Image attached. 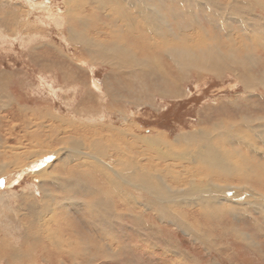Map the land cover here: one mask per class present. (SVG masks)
<instances>
[{"label":"rangeland","instance_id":"obj_1","mask_svg":"<svg viewBox=\"0 0 264 264\" xmlns=\"http://www.w3.org/2000/svg\"><path fill=\"white\" fill-rule=\"evenodd\" d=\"M40 1L43 6L38 7L35 12L28 6L32 15L29 17L27 4L21 0H0V146H2L0 151L11 153L13 149L12 151L20 156L19 163H26L22 169L18 168L0 177V264H264V211L259 213L260 210L257 208V202L264 201V197L248 191L247 195L236 200L239 203L236 206H239L236 217L225 214L222 217L200 216L203 211L205 212L200 210L201 206L183 208L181 198L163 218L161 216L156 218L151 210L148 211L146 213L148 220L162 222L159 224L160 228L154 223L155 229L149 228L145 233L131 223L133 221L131 214H134V211L129 210L127 201L118 194H110V184L100 175L101 168L81 169L80 159L69 161L70 153H74L76 147L73 143H68L71 137L81 139V135L84 137L87 135L85 139L88 145V137L92 131L90 127L93 124L99 128V138L103 137L108 141L116 139L117 144L123 142L120 150H126L125 145L128 143L126 139L133 141L157 136L174 144L180 133L199 128L201 131L211 129L213 136L222 133L213 137L211 142L216 146H222L227 153L226 159H230L231 163L237 162L238 167H241V171L246 175L252 171L264 173V119L261 118L264 117V31L262 35L256 32V37H252L253 34L248 35L243 29L245 23L241 22L246 16L249 19L250 13H254V17L263 24L264 8H260L257 1L264 5V0L236 2L188 0L190 4L182 3L180 0H119L123 5L116 2L115 7L121 6L127 12H131L128 13L133 21L130 27L124 26L125 18L122 13L118 14L121 7L116 9L110 4L109 7L107 3L104 4L105 8H101L102 2L99 0H87V3L86 0L79 2L77 0L74 10L78 11H76L78 19L73 22L76 33L93 46L106 48L105 54H110L106 63L90 59L91 49H86L90 46L87 45L89 43L85 44V47L82 39L73 41L74 36L69 34L66 27L68 21L63 19L67 16L65 14L67 10L73 9L71 4H68L69 0ZM194 2L200 5L204 3L201 5L203 8L197 10L199 8L192 7ZM143 4L145 8H141ZM229 4L231 8L236 7L233 18L229 21L226 18L225 22V26H231V30L226 28L231 38L226 35L222 28L224 26L218 24L216 27L212 26L216 23H211L218 15L229 14ZM44 7L49 9L45 11ZM140 8L143 14L139 13ZM51 14L59 17L61 25L49 18ZM71 14L74 16L73 11ZM195 15L202 21L198 19L195 24L193 20ZM232 20L235 21L230 23ZM156 21H159L161 26L159 33L157 32L159 35L150 29L151 25L157 23ZM261 27L264 29V24ZM199 28L206 31L205 37H198L202 33ZM250 30L254 32V27H250ZM138 35L143 36L141 38L144 42L136 38ZM121 49L123 57H126L124 60L128 64L127 67H140L139 64L146 63L148 70L151 67L162 71L163 74L147 70L143 72L141 68L136 70L137 72L127 70L131 76L130 81L120 85L111 71L115 66L114 51L118 52ZM231 49L236 50L233 52L235 60L232 56L217 58L216 50L223 57L230 56ZM212 53H215V57ZM193 56L201 59L192 66L190 62L194 59ZM207 57L215 61L213 63L218 70L211 72L206 70L207 65L204 66L202 61L207 60ZM217 59L222 63L218 64ZM233 61H237L238 64H234ZM179 67L182 72H176ZM164 72L169 74L166 75L170 77V81L176 83L177 95L169 96L165 92L167 83H164ZM118 129L126 130L124 134L127 132L128 135L127 138H123L125 140H119ZM235 135L240 138L239 144L218 141L231 140ZM87 148L88 146L82 149L87 151ZM108 149L110 147H107L105 153L100 156L103 160L113 163L117 153ZM131 150L132 154L140 158L145 155L142 145L133 144ZM38 155L41 158L39 161H29L34 157L38 158ZM147 157L141 164L146 161L150 165L159 163L164 170L165 161L155 159L149 152ZM64 160L67 164H64ZM180 165L182 164L178 167H182ZM74 169L77 170L69 172ZM47 170L52 179L46 178L47 181L42 185L44 181L42 178L49 176H43ZM86 172L89 175L94 174L96 178L86 175ZM216 179V181L220 179L222 183L236 182L234 176ZM79 182H82V188L77 185ZM178 185L183 186L181 183ZM43 187L51 194L53 204L55 201L62 202L61 208L54 205L55 214L53 213L64 231H67L64 232L67 235L60 234L62 240L67 237L76 240V234L81 235V238H88L87 240L83 238L85 244L82 245V250L75 249L78 251L74 255L68 253L58 255L48 241L45 240L46 243L44 239L41 240L50 250L45 247L43 249L39 243L36 245L29 239L31 228L29 222L35 219L36 211L45 209L42 205L45 203L42 198ZM93 188V192L97 190L105 192L107 189L109 192L107 190L105 196L98 192L95 196L90 194ZM74 191L77 193L80 191L81 195H85H76ZM228 191L221 194L233 199L235 195L232 196V192ZM29 193L36 199L32 202L35 210L26 206ZM69 197L72 200L76 198L75 202L80 206L68 205L66 200H70ZM139 200L146 202L145 197ZM89 201L91 207L83 206L84 202ZM96 203L98 205L93 211ZM36 205L39 206L38 210ZM232 205L234 203L225 200V208ZM184 214H189L190 219L187 220ZM133 217L137 218V214L135 213ZM178 217L186 220L195 233L193 234L190 228L181 231L172 225L171 221H177ZM139 219L144 218L139 216ZM55 226L53 223V227ZM232 227H238L241 232L252 237L249 245L234 236ZM197 235L201 237L197 239ZM208 240H211V243ZM253 243L255 248L251 246ZM108 252L115 255V259L111 257L109 259Z\"/></svg>","mask_w":264,"mask_h":264},{"label":"bare ground","instance_id":"obj_2","mask_svg":"<svg viewBox=\"0 0 264 264\" xmlns=\"http://www.w3.org/2000/svg\"><path fill=\"white\" fill-rule=\"evenodd\" d=\"M130 1V0H129ZM166 1V0H165ZM164 1V2H165ZM182 3L186 2V3H191L188 2V0H180ZM191 1V0H189ZM236 2L237 0H232V2ZM243 1V0H242ZM21 2L26 3L28 11H27V16H32L31 15V9H33L32 12H35L36 9L38 7H42V2L40 0H21ZM65 2V1H64ZM79 2V0H78ZM99 2H102L101 8L104 7V4H107L109 7L110 5L112 6H116V2L121 3L119 0H99ZM152 2V1H151ZM158 2V1H157ZM161 2V1H160ZM163 2V3H164ZM255 2V1H252ZM76 3L77 0H69L68 4H71L70 6H72V11H73V15L71 14V8L67 10V12L65 14H67V16L63 17L64 20L68 21V25L66 27H68L69 30V34L74 36V40L78 39L79 41L82 39V41H84V37L82 36H78L76 33V28L73 25V22L75 20L78 19L77 16V10L76 9ZM87 3V0H86ZM135 3V2H134ZM220 3V2H219ZM110 4V5H109ZM128 4V3H127ZM158 4V3H156ZM172 4V3H171ZM204 4V3H202ZM201 4V5H202ZM257 4L260 8H264V5L260 3V1H257ZM121 5H123L121 3ZM166 5V4H165ZM199 3L194 2L192 3V7L194 8H199L197 10H201L203 7L201 6ZM30 8H29V7ZM106 6V5H105ZM111 6V7H112ZM162 6V5H159ZM170 6V5H169ZM213 6V5H212ZM80 7V6H79ZM78 7V8H79ZM107 7V6H106ZM118 7V6H117ZM121 7V6H119ZM118 7V8H119ZM128 7L130 8V6L128 5ZM154 7V6H153ZM157 7V6H156ZM163 7V6H162ZM184 7V6H183ZM182 7V8H183ZM69 8V7H68ZM105 8V7H104ZM108 8V7H107ZM116 8V7H115ZM116 8V9H118ZM122 8V7H121ZM136 9V7H134ZM141 8H145L144 4L141 6ZM139 10L140 14H143V11L141 12V9ZM167 8V7H166ZM174 8V7H173ZM177 8V7H176ZM45 11H47V7L43 8ZM158 9V8H157ZM168 9V8H167ZM228 9H229V14H220L217 16L216 20L211 21V23H216L213 24L212 26H216L218 24L224 26L222 28H224L226 35L228 36V38H231L229 35V31L226 28H230L229 26H225V22H226V18L228 19V21L233 18V12L235 13L236 11V7L231 8V4L228 5ZM40 10V9H38ZM70 10V11H69ZM102 10V9H100ZM109 10V9H107ZM113 10V9H112ZM128 10V9H127ZM131 10V9H130ZM206 10V9H205ZM211 10V9H210ZM45 11H42L45 13ZM77 11V12H76ZM104 11V10H103ZM120 13L118 14H123L124 18H125V25H127V27L132 26L133 21L131 20V18H129L130 16L128 15V13L131 12H127L125 8H122L121 10H118ZM137 11V10H136ZM159 11V10H158ZM157 11V13H159ZM212 11V10H211ZM41 12V13H42ZM65 12V11H64ZM95 12V11H94ZM146 12V10H145ZM155 12V11H153ZM164 12H166L164 10ZM163 12V13H164ZM181 12V11H180ZM200 12H204V11H200ZM210 12V11H209ZM213 12V11H212ZM11 13V12H10ZM104 13V12H103ZM107 13V11H106ZM156 13V14H157ZM199 13V12H198ZM33 14V13H32ZM56 14V13H55ZM59 14V13H58ZM61 14V13H60ZM96 14V12H95ZM105 14V13H104ZM108 14V13H107ZM137 14V12H136ZM135 14V15H136ZM155 14V15H156ZM161 14V13H159ZM167 14V13H164ZM202 14V13H201ZM215 14V13H214ZM253 16H250L252 15ZM106 15V14H105ZM117 15V14H116ZM147 15V14H146ZM194 15V14H193ZM197 15V14H196ZM193 17V20L195 21V24H197L198 22V16ZM110 16V15H109ZM108 16V17H109ZM150 16V15H149ZM153 16V14H152ZM157 16V15H156ZM155 16V17H156ZM191 16V14H190ZM48 17V16H47ZM81 17V16H80ZM102 17V16H101ZM120 18V16H118ZM139 17V16H137ZM136 17V18H137ZM161 17V16H160ZM167 17V16H166ZM192 17V16H191ZM249 19H247V16L245 17V19L243 18V20H241L242 23H245L244 26V30H246V33L248 35L253 34L252 37L255 36V33H261L264 31V29L261 27L263 26L262 23L259 22L258 18L254 17V13H250L249 14ZM49 18H51L53 21L57 22L59 25H61V21L59 22L58 19L59 17H55V15L51 14V16H49ZM100 18V17H99ZM98 18V20H99ZM144 18V16H143ZM146 18V17H145ZM154 18V17H153ZM157 18V17H156ZM168 18V17H167ZM166 18V19H167ZM179 18V17H178ZM14 19V18H13ZM160 19V18H159ZM170 19V18H169ZM237 19V18H235ZM240 19V17H239ZM84 20V19H83ZM110 20V19H109ZM116 20V19H115ZM114 20V21H115ZM123 20V19H122ZM140 20V19H139ZM137 20V21H139ZM143 20V19H142ZM152 20V19H151ZM201 20V19H199ZM248 20V22H247ZM87 21V20H86ZM107 21V20H106ZM113 21V22H114ZM120 21V19H119ZM141 21V20H140ZM202 21V20H201ZM235 20H232L230 23L234 22ZM64 22V21H63ZM62 22V23H63ZM90 22V20H89ZM102 22V21H101ZM116 22V21H115ZM124 22V21H123ZM143 22V21H142ZM146 22V21H145ZM149 22V20H148ZM157 23L154 25L150 26L151 32H156L155 34L159 33V28L161 27L159 25V21H156ZM164 22V21H163ZM168 22V21H167ZM171 22V21H170ZM185 22V21H184ZM200 22V21H199ZM118 23V22H117ZM121 23V22H120ZM141 23V22H140ZM147 23V22H146ZM186 23V22H185ZM202 23V22H201ZM82 24V23H81ZM116 24V23H115ZM151 24V23H150ZM153 24V23H152ZM172 24V23H171ZM86 25V24H85ZM100 25V24H99ZM105 25V24H104ZM141 25V24H140ZM139 25V26H140ZM149 25V23H148ZM202 25V24H201ZM137 26V27H139ZM147 26V25H146ZM65 27V25H64ZM120 27V26H119ZM126 27V28H127ZM203 27V26H202ZM250 27H254V32L250 30ZM134 28V27H133ZM174 28V27H173ZM142 29V28H141ZM147 29V28H146ZM199 30L202 32L198 37L202 38L205 37L204 34H206V31L203 30L202 28H199ZM231 30V28H230ZM137 31V30H136ZM140 31V30H139ZM164 31V30H163ZM113 32V31H112ZM128 32V31H127ZM125 32V33H127ZM148 32V31H146ZM150 32V33H151ZM158 32V33H157ZM174 32V30H173ZM210 32V31H209ZM215 32V30H214ZM233 32V31H232ZM243 33L245 31H242ZM115 33V32H113ZM175 33V32H174ZM118 34V33H117ZM123 34V33H122ZM153 34V33H152ZM210 34V33H209ZM233 34V33H232ZM159 35V34H158ZM170 35V34H169ZM234 35V34H233ZM126 36V34H125ZM165 36V35H164ZM179 36V35H178ZM189 36V35H188ZM133 37V36H131ZM143 37V36H141ZM139 35L136 37L137 39H140V41L143 39L141 38ZM168 37V36H167ZM210 37V36H209ZM256 37V36H255ZM120 38V37H119ZM125 38V37H124ZM127 38V37H126ZM135 38V39H136ZM166 38V37H165ZM175 38V37H174ZM192 38V37H191ZM116 39V38H115ZM153 40H156V38L152 37ZM178 39V38H177ZM139 41V40H138ZM137 41V42H138ZM143 41V40H142ZM146 41V40H145ZM144 42V41H143ZM74 43V42H73ZM77 43V42H76ZM89 43V44H87ZM139 43V42H138ZM137 43V44H138ZM79 44V43H78ZM84 45H90L87 46V50L89 51V56L90 59L92 58L93 61L99 60V62H103L106 63L107 61H109V57L108 55L110 54H105V49L103 48H98L96 46H93L90 42L88 41H84L83 43ZM122 44V43H121ZM146 45V43H144ZM236 44V43H235ZM125 45V44H124ZM142 45V44H141ZM149 45V44H148ZM147 45V46H148ZM228 45V44H227ZM101 46V45H100ZM126 46V45H125ZM138 46V45H137ZM230 46V45H229ZM82 47V46H81ZM86 47V45H85ZM96 47V48H95ZM140 47V46H139ZM228 47V46H227ZM119 48V47H117ZM123 48V47H122ZM138 48V47H137ZM135 49V48H134ZM198 49V48H197ZM219 49V48H218ZM85 50V49H84ZM118 50V49H117ZM126 50V49H125ZM129 50V49H127ZM144 52H146V50L143 48ZM181 50V49H180ZM120 51V53H119ZM118 52L114 51V67H112V71L111 73L113 74L112 76H114V79L117 80V82L120 85H124L125 82L130 81L129 79L131 78V76L129 75V73L127 72V70H131L132 72H137L136 70H141L143 72H145L146 70L149 72H155L158 74H163L162 71L160 72L159 70H154L150 67V69L148 70V64L146 63H141L139 64L140 67H127L128 64H126L124 58L123 57L124 54L122 53V49L119 50ZM183 51V50H182ZM215 51V50H213ZM219 51V50H218ZM236 50L231 49L230 51V56H221L220 53L217 52L216 50V54H217V58L219 57L220 59H224V58H232L234 59L233 56V52ZM128 52V51H127ZM130 53V52H129ZM144 54V53H143ZM192 54V53H191ZM213 54V53H212ZM215 54V53H214ZM213 54V56H214ZM106 55V58H105ZM194 55V54H193ZM127 56V55H126ZM190 56V55H188ZM205 56V55H204ZM232 56V57H231ZM129 57V54H128ZM194 57V56H193ZM215 57V56H214ZM129 59V58H127ZM200 57H194V59L190 62V64L193 66L194 64L198 63L197 60H200ZM205 59V58H204ZM207 60L202 61V64L205 66L207 65L206 70L207 71H214V70H218L215 69L216 66H214L215 64L210 57L206 58ZM184 60V58H183ZM235 60V59H234ZM91 61V60H90ZM127 61V60H126ZM137 61H141L142 60H138ZM177 64L181 65L178 61H175ZM234 64H238L237 61H233ZM230 62V63H233ZM248 62V61H247ZM87 63V62H86ZM128 63V61H127ZM131 63V61H130ZM134 62H132L133 64ZM188 63V62H187ZM217 63L221 64V60L220 62L217 59ZM227 63V62H226ZM244 63V62H243ZM252 63V61H251ZM138 64V63H137ZM201 63L199 65H202ZM229 64V62H228ZM227 64V65H228ZM253 64V63H252ZM130 65V64H129ZM134 65V64H133ZM202 65V69H204ZM231 65V64H230ZM240 65V63H239ZM237 65V66H239ZM242 65V63H241ZM244 65V64H243ZM131 66V65H130ZM186 67H188V64L185 65ZM234 66V65H233ZM141 68V69H140ZM199 69V68H198ZM237 69V67H236ZM205 70V69H204ZM224 70V69H223ZM140 71V72H142ZM181 71L182 70L179 68H177V71ZM200 71V70H199ZM203 71V70H202ZM221 71V70H220ZM228 71V70H227ZM139 72V71H138ZM219 73V71H218ZM135 74V73H134ZM144 74V73H143ZM167 74V73H166ZM164 72V78H165V82L167 83L166 85V91L169 96L170 95H177L178 94V89H177V85L174 81H170V77L168 78L167 74L166 75ZM120 75V76H118ZM133 75V74H132ZM140 75V74H139ZM157 77V76H156ZM66 78V77H65ZM71 79V78H70ZM142 79V78H140ZM115 80V81H116ZM255 80V79H254ZM264 83V82H263ZM254 84V82L252 83ZM124 88V87H123ZM130 91V89H129ZM139 91V90H138ZM148 91V90H147ZM116 92V91H115ZM117 93V92H116ZM146 94V92H144ZM180 93V92H179ZM143 94V93H142ZM162 95V94H161ZM163 96V95H162ZM180 96V95H179ZM112 97V96H111ZM165 97V96H164ZM181 97V96H180ZM139 98V97H138ZM142 98V97H141ZM145 98V96H144ZM166 98V97H165ZM114 99V98H113ZM173 99V98H172ZM181 99V98H180ZM117 100V99H116ZM139 100V99H138ZM178 100V99H177ZM114 101V100H113ZM143 102V101H142ZM171 106V105H170ZM260 118V117H259ZM262 119H264V117H261ZM260 119V120H262ZM255 120V119H254ZM259 120V119H258ZM257 121V120H256ZM129 123V120L127 121ZM254 122V121H253ZM248 123V122H247ZM40 124V123H39ZM43 124V123H42ZM249 124V123H248ZM252 124V123H251ZM253 125V124H252ZM127 126V125H126ZM261 126V125H260ZM264 127V126H263ZM262 127V129H263ZM41 128V127H40ZM251 129V127H249ZM254 128V127H253ZM252 128V129H253ZM261 128V127H260ZM90 129L92 131L90 136L88 137L89 139V144H86V139L85 137L87 136H82L81 135V139L75 138V137H71L70 138V142L68 143H73V146L76 147L74 151V153H70V159L69 161H76L78 159H80L82 162H80L81 164L79 165L81 169H83V167H87V168H101L102 171H100V175L104 177V179H106V181H108V183L110 184L109 189H110V194L113 195L114 194H118L120 198L124 199L127 201V205L129 207L130 211H134V214H137V218H134L133 215L131 214V217L133 218V221L131 223H133V225H136V227H140L139 230L144 231L145 233L147 232V230L150 228L155 229V225L154 223H156L158 225V227L160 228V223L162 221H150L146 218V213L148 211H152L153 212V216H155L156 218L161 216L162 218L166 216L167 213H169L170 209L174 208V206H176L175 204L178 203L179 200H181V198L183 199V208H192L191 206L195 205V206H201L199 207L201 211L205 210V212L203 211L200 216H217V217H222L224 214L225 215H231V216H237V212L236 210L239 208L236 207L237 205H239L238 202H236L237 199L242 198L243 196L248 194V191H252L257 193L258 195L264 197V173L262 172H256V171H252L251 173H249L248 175H246L242 170L241 167H238L239 165H237V162H232L229 161L228 159H226V152L222 149V146L218 145L216 146L214 144V142H211V140L213 139V137H215L216 135H220L222 133H217L215 136L212 135L211 129H206V130H202L201 128H199L198 130L195 131H186L183 133H180L178 138H175V142L174 144H170L167 141L161 139V137H154V136H150V137H143L141 139H137V140H133L130 141L129 139H126L128 141L126 146V150H120V146L122 145V143L117 144L118 141L116 139L113 140H105L103 137L99 138V128L97 127V125L93 124L91 125ZM108 130H112V129H108ZM115 131V129H113ZM119 130V129H118ZM254 130V129H253ZM89 131V128H88ZM124 130H119L120 133H118L117 131V136L119 138V140L123 141L125 139L123 138H127L126 135L127 132L124 134ZM257 131V130H256ZM255 131V132H256ZM251 132V130H250ZM33 133V132H32ZM34 134V133H33ZM32 134V135H33ZM39 134V133H38ZM37 135V134H36ZM84 135V134H83ZM113 136H115L116 134H112ZM39 136V135H38ZM79 136V135H78ZM102 136V135H101ZM106 136V135H105ZM111 136V135H110ZM262 136V135H261ZM36 137V136H35ZM112 137V136H111ZM243 137V136H242ZM246 137V136H245ZM263 137V136H262ZM69 138V137H68ZM110 138V137H109ZM37 139V138H36ZM238 140H240V138L238 137V135H235V137L231 140L225 139V140H218V141H226V142H230V143H235V142H239ZM247 140V138H246ZM34 141V140H33ZM56 141V140H55ZM120 141V142H121ZM245 141V140H244ZM250 141V139L248 140V142ZM63 142V141H62ZM225 143V142H224ZM245 143V142H244ZM88 146V148L86 149L87 151L83 150L82 148H85L86 146ZM133 144L136 145H142V148H144L145 151V155L143 157L140 158V156H136L134 154H132V150L131 148H133ZM180 146V148H177L176 146ZM239 144V143H238ZM262 144V143H261ZM264 144V143H263ZM60 145V144H59ZM107 145V146H104ZM258 145V144H257ZM260 145V144H259ZM72 146V145H71ZM72 146V147H73ZM2 147V146H0ZM107 147H110V149L108 150H113L114 152H116L117 154L115 156L116 159H114L113 163H110L109 161H105L102 159V157L100 156L103 152L105 153V149ZM125 148V147H124ZM141 148V147H140ZM180 149V150H179ZM239 149V148H238ZM13 150V149H12ZM11 150V153L7 152V151H0V177L3 175H6L14 170H18V168H21L23 166L26 165L19 163V159L20 156L16 155L14 153V151ZM72 150V149H71ZM256 150H260V148H256ZM262 150V149H261ZM52 151V150H51ZM124 151V152H123ZM228 151V149H227ZM230 151V150H229ZM54 152V151H53ZM147 152H149L150 154L154 155L155 159L159 160V161H165L166 165L164 167V170L160 167L159 163L157 165H153L146 161L144 163L141 164V161L146 160L147 157ZM240 152V151H239ZM258 152V151H257ZM256 152V153H257ZM264 152V151H263ZM141 153V152H140ZM254 153V152H253ZM252 153V154H253ZM10 154V155H9ZM40 154V153H38ZM47 154L49 155L50 153L47 152ZM107 154V153H106ZM241 154V153H240ZM261 154V153H259ZM61 155V154H60ZM104 155V154H103ZM236 155V154H235ZM40 155H38V158H33L31 160H29L30 162L32 161H39V159H41L39 157ZM44 156V155H43ZM63 156V155H62ZM245 156V155H244ZM13 157V158H12ZM32 157V156H31ZM42 157V156H41ZM46 157V156H45ZM61 157V156H59ZM65 157V156H64ZM73 158V159H72ZM113 158V157H112ZM248 158V157H247ZM12 159V160H10ZM237 159V158H236ZM66 160V159H65ZM64 160V164H67L66 161ZM241 160V159H240ZM24 162V161H23ZM155 162V161H154ZM242 163V162H241ZM161 164V163H160ZM179 164H182L180 166L182 167H178ZM240 164V163H239ZM188 165V166H185ZM243 166V165H242ZM66 167V166H65ZM245 167V166H243ZM76 168H78V166H76ZM178 168H180L178 170ZM203 168V169H202ZM202 169V170H201ZM66 170V169H64ZM77 170V169H76ZM74 170H69L70 173H72ZM244 170V169H243ZM259 170V169H258ZM67 171V170H66ZM87 171V170H86ZM89 171V169H88ZM87 171V172H88ZM49 171L47 170V172L45 171V173H43V176L49 175L48 177H43L42 179L44 180L42 185L47 181L46 178H51L50 174L48 173ZM88 176H94V178H96V176L94 174H87ZM51 173V172H50ZM78 173V172H77ZM85 173V172H84ZM164 173V174H163ZM83 174V173H80ZM74 175V174H73ZM78 175V174H77ZM76 175V176H77ZM223 176L225 177H230V176H234V179H236V182L233 181L234 183H222L221 180L219 179L221 177V179H223ZM54 177V176H53ZM71 177V175H70ZM216 177L219 179V181L221 183H219V181H216ZM69 179V178H68ZM80 179V178H79ZM103 179V180H104ZM227 179V178H226ZM58 180V179H57ZM71 180V178H70ZM215 180V181H214ZM230 180V179H228ZM239 180V181H237ZM68 181V180H67ZM75 181V180H74ZM79 181V180H78ZM93 181V180H92ZM242 181V182H240ZM72 182V181H71ZM70 182V183H71ZM171 182V183H170ZM224 182V181H223ZM48 183V182H47ZM51 183V182H50ZM55 183V182H54ZM75 183V182H74ZM82 182H79V187L82 188L81 186ZM102 183V182H101ZM105 183V182H104ZM178 183L183 184V186L178 185ZM58 184V183H57ZM50 185V184H49ZM107 185V184H106ZM186 185V186H185ZM46 186V185H45ZM63 186V185H62ZM70 186V184L68 185ZM174 186V187H173ZM51 187L52 184H51ZM64 187V186H63ZM62 187V188H63ZM56 188V187H55ZM59 188V187H58ZM60 188V190L62 189ZM65 188H66V184H65ZM69 189V188H68ZM67 189V192H69V190ZM109 189L108 192H109ZM42 190V189H40ZM76 190V189H75ZM94 188L90 191V194L98 195V192L101 190H97L94 191ZM107 190L105 192H107ZM228 192H232V196L235 195V197L232 199V197H224V195H222V192L225 191ZM240 190V191H239ZM64 191V190H63ZM89 191V190H88ZM41 192V191H40ZM76 193V195H80V196H84L85 194L81 195V192L79 191V193H77L76 191H74ZM105 192H99L102 193L105 196ZM33 193V192H32ZM32 193H29L27 195L28 198L26 200V202L28 201V203H26L28 206V208H32L34 209V204H32L33 201H35V197L34 195L31 196ZM43 200H44V204H42L45 209L38 212L36 211V214H34V218L31 222H29L30 225V231H29V239H31L32 241L35 242V244L39 243V245L43 248H47V246L44 244L43 241H48L50 246H52L54 252L56 251L58 255H65L66 253H68L69 255H74L75 252H77L75 249H81L82 250V245H84V241L83 238H81V235H77L76 240H74V242H72L73 240H71V237H67V239H63L61 238L60 234H66L64 232H67L66 230L64 231V229L62 228V224L56 219L55 214V206L60 207L62 206V202H58L55 201V203L53 204L52 201V196L51 194L44 190L43 187ZM52 193V192H51ZM70 193V192H69ZM74 194V193H73ZM89 194V193H88ZM230 194V195H231ZM229 195V196H230ZM240 195V197H239ZM36 196V195H35ZM55 196V194H54ZM96 196V195H95ZM250 196V195H249ZM255 196V195H254ZM74 197V196H72ZM145 197L146 202H140L139 199ZM33 198V199H32ZM70 199V197H69ZM76 198L70 199V200H66L68 205L76 207V206H80L78 204H76ZM256 199V198H255ZM225 200L231 203H234V205L225 208ZM264 200V199H263ZM42 202V201H41ZM253 202V201H252ZM263 202V203H262ZM254 203V202H253ZM37 204V203H36ZM258 206L257 208H259V213L264 211V201L257 202ZM97 203L94 206L93 211L95 210V208L97 207ZM254 205V204H253ZM38 205H36V208L38 210ZM64 206V205H63ZM83 206H88L91 207V202H84ZM194 206V207H195ZM241 206V204H240ZM82 207V206H81ZM61 208V207H60ZM242 208V207H241ZM240 208V209H241ZM256 208V209H257ZM243 209V208H242ZM247 209V208H246ZM252 209V208H251ZM35 210V209H34ZM57 210V208H56ZM61 210V209H60ZM245 210V209H244ZM92 211V212H93ZM44 212V213H43ZM50 212L52 213V215H50ZM195 212V211H194ZM54 213V214H53ZM237 213V214H236ZM245 213V211H244ZM257 213V212H256ZM50 215V216H49ZM259 215V214H258ZM49 216V219H47V217ZM143 217L144 219H139L138 218ZM184 217L188 220L190 219L189 214H184ZM228 218V217H227ZM195 219V217H194ZM237 220V219H236ZM220 221V218H219ZM194 222V221H193ZM53 223L56 224L55 227H53ZM171 224L176 226L178 229H180L181 231H187V229H191L192 233L194 234L195 231L194 229L191 228V226L189 224H187L186 220H183L182 217H178L177 221L172 220ZM70 225V224H69ZM65 227V226H64ZM66 228V227H65ZM230 228V227H229ZM67 229V228H66ZM228 229V228H227ZM226 229V230H227ZM232 233L234 234V236H236L238 239H241L244 243H247L249 245V241L252 238L250 235L246 234L245 232H241L240 229H238V227H232ZM68 230H70L68 228ZM225 230V232H226ZM240 230V231H239ZM57 231V232H55ZM199 231V230H198ZM231 231V230H230ZM228 232V231H227ZM264 232V231H263ZM70 233V232H69ZM198 233V232H197ZM196 233V234H197ZM202 233V232H201ZM231 233V232H229ZM231 233V234H232ZM75 234V233H73ZM67 235V234H66ZM202 235V234H201ZM201 235H197L199 239V237H201ZM204 235V234H203ZM226 236V235H225ZM205 237V235H204ZM71 238V239H70ZM86 239V238H85ZM88 239V238H87ZM86 239V240H87ZM79 240V241H78ZM91 240V239H90ZM45 241V242H46ZM165 241V240H164ZM211 243V240H208ZM31 242V241H30ZM88 242V241H87ZM208 242V243H209ZM239 242V240H238ZM47 243V242H46ZM89 243V242H88ZM106 243V242H105ZM36 244V245H37ZM95 245V244H94ZM105 245V244H104ZM110 245V244H109ZM251 246L253 248H255V243L251 244ZM87 247V246H86ZM100 247V246H99ZM50 248V247H49ZM88 248V247H87ZM93 248V247H92ZM1 249V248H0ZM44 249V248H43ZM48 249V248H47ZM85 249V248H84ZM89 249V248H88ZM101 249V248H100ZM35 250V249H34ZM50 250V249H48ZM52 250V251H53ZM97 250V249H96ZM105 250V249H104ZM107 250V249H106ZM47 251V250H46ZM45 251V252H46ZM51 251V252H52ZM108 251V250H107ZM49 253V251H47ZM83 252V251H82ZM92 252V251H91ZM100 252V250H99ZM102 252V251H101ZM100 252V253H101ZM113 252V251H111ZM110 252V253H111ZM115 252V251H114ZM5 253V252H4ZM19 253V252H18ZM84 253V252H83ZM93 253V252H92ZM176 253V252H175ZM23 254V253H22ZM94 254V253H93ZM109 254V252H108ZM112 254V253H111ZM21 255V254H20ZM85 255V253H84ZM95 255V254H94ZM100 255V254H99ZM107 255V254H106ZM110 255V254H109ZM25 256V255H24ZM41 256V255H40ZM76 256V255H75ZM88 256V254H87ZM28 257V256H27ZM47 257V256H46ZM106 257V256H105ZM114 258L115 255H110L109 259ZM2 258V257H1ZM48 258V257H47ZM90 258V257H89ZM92 258V256H91ZM90 258V259H91ZM98 258V257H97ZM17 259V258H16ZM15 259V261H16ZM63 259V258H62ZM84 259V258H83ZM90 259H86V260H90ZM100 259V258H98ZM97 259V260H98ZM115 259V258H114ZM9 260V259H8ZM20 260V259H19ZM65 260V258H64ZM74 260V259H73ZM77 260V259H76ZM34 261V260H33ZM2 262V261H1ZM51 262V261H50ZM49 262V263H50ZM53 262V261H52ZM76 262V261H75ZM90 262V261H89ZM53 264V263H52ZM55 264V263H54Z\"/></svg>","mask_w":264,"mask_h":264},{"label":"water","instance_id":"obj_3","mask_svg":"<svg viewBox=\"0 0 264 264\" xmlns=\"http://www.w3.org/2000/svg\"><path fill=\"white\" fill-rule=\"evenodd\" d=\"M34 1H36V0H34Z\"/></svg>","mask_w":264,"mask_h":264}]
</instances>
